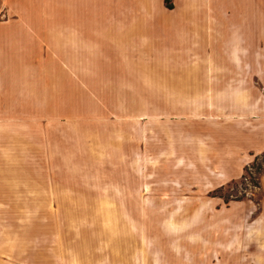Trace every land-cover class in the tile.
<instances>
[{
	"label": "rangeland",
	"instance_id": "1",
	"mask_svg": "<svg viewBox=\"0 0 264 264\" xmlns=\"http://www.w3.org/2000/svg\"><path fill=\"white\" fill-rule=\"evenodd\" d=\"M216 110L67 89L63 120L20 127L18 153H0V264H264V152L220 183Z\"/></svg>",
	"mask_w": 264,
	"mask_h": 264
},
{
	"label": "crops",
	"instance_id": "2",
	"mask_svg": "<svg viewBox=\"0 0 264 264\" xmlns=\"http://www.w3.org/2000/svg\"><path fill=\"white\" fill-rule=\"evenodd\" d=\"M259 19L264 0H0V153H18L20 127L63 120L73 89L86 104L217 106L204 120L219 182L242 176L264 152Z\"/></svg>",
	"mask_w": 264,
	"mask_h": 264
},
{
	"label": "trees",
	"instance_id": "3",
	"mask_svg": "<svg viewBox=\"0 0 264 264\" xmlns=\"http://www.w3.org/2000/svg\"><path fill=\"white\" fill-rule=\"evenodd\" d=\"M168 5L171 7L172 5L169 3V1H168ZM229 202V201H228Z\"/></svg>",
	"mask_w": 264,
	"mask_h": 264
}]
</instances>
